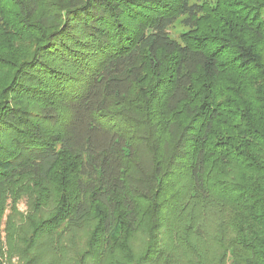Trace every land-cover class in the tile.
Listing matches in <instances>:
<instances>
[{
    "label": "trees",
    "instance_id": "trees-1",
    "mask_svg": "<svg viewBox=\"0 0 264 264\" xmlns=\"http://www.w3.org/2000/svg\"><path fill=\"white\" fill-rule=\"evenodd\" d=\"M0 2V264H264V0Z\"/></svg>",
    "mask_w": 264,
    "mask_h": 264
},
{
    "label": "rangeland",
    "instance_id": "rangeland-1",
    "mask_svg": "<svg viewBox=\"0 0 264 264\" xmlns=\"http://www.w3.org/2000/svg\"><path fill=\"white\" fill-rule=\"evenodd\" d=\"M214 2H215V0H214ZM7 4H9L8 0H5V2L3 3V7H4V9H6V11H8V13H11L9 11V8L6 7ZM218 15L219 14H216L215 16L217 17ZM215 16H212L211 18H209L208 22L205 23V25H204V27L202 29V33H206L212 27V24L215 21ZM230 16H233V15H230ZM178 27H180V26H178ZM258 47L262 51V54H264V41L262 43H260L258 45ZM150 82H151V78L149 77V79L144 81L143 85L144 86H149ZM154 114L160 115L159 112L154 113ZM14 206H16V210H14V208H13ZM29 207H30V202H28V200L25 197H22L19 200H15V201L13 199H9L8 200L7 209L4 211L3 216H2L3 224H2L1 230H0V233H1V236H2V239H3V246H4L3 248H4V252H5V255L3 257H1V258H9V253H8L9 252V247H8V235H9V233H8V230L6 231V225H7L8 229H9V223H10V228H11V224L14 225V226L18 225L20 223V220H21V216L20 215H22V216L26 215L29 212ZM142 236H143V233H140L136 237V239L134 240V245H136L137 248H139V246L141 245V237ZM206 246L207 245L205 244L204 247H206ZM210 248H211V245H209L207 247V250H209ZM140 249L141 248L136 249V251H139ZM177 255L180 258V260L182 261V264H184L186 257H184L183 250L179 251L177 253ZM13 257L14 258H13L12 262L18 263L17 259H18V257H21V256L16 255V256H13ZM206 261H208L207 257H206Z\"/></svg>",
    "mask_w": 264,
    "mask_h": 264
}]
</instances>
